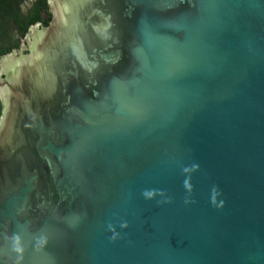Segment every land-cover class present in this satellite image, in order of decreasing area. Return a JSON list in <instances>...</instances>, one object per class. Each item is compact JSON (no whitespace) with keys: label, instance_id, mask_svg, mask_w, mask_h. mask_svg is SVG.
<instances>
[{"label":"water","instance_id":"1","mask_svg":"<svg viewBox=\"0 0 264 264\" xmlns=\"http://www.w3.org/2000/svg\"><path fill=\"white\" fill-rule=\"evenodd\" d=\"M49 3L0 81V264H264V0Z\"/></svg>","mask_w":264,"mask_h":264},{"label":"trees","instance_id":"2","mask_svg":"<svg viewBox=\"0 0 264 264\" xmlns=\"http://www.w3.org/2000/svg\"><path fill=\"white\" fill-rule=\"evenodd\" d=\"M16 3L14 0H0V57L10 52L13 49L19 48V40L11 37L8 33L7 28H1L6 24V11L11 7L14 13L13 21L18 24L19 35H24L27 33L29 26L34 24L38 20H42L41 9L47 6V0H37L34 2L32 8L28 11L26 16L19 15ZM50 18L44 20L45 24L49 22ZM24 24V26H23ZM2 113V103L0 100V116Z\"/></svg>","mask_w":264,"mask_h":264},{"label":"flooded vegetation","instance_id":"3","mask_svg":"<svg viewBox=\"0 0 264 264\" xmlns=\"http://www.w3.org/2000/svg\"><path fill=\"white\" fill-rule=\"evenodd\" d=\"M16 1H18V3H16V6H17V10H18V12H19V15H21V16H26L27 15V13H28V11L32 8V6H33V4H34V2H36L37 0H33L31 3H30V6L28 7V8H26V10H23L22 8L25 6V5H27L26 4V2H27V0H14V2H16ZM50 3H49V0H47V6H46V8L45 7H42V9H41V14H42V20H38L37 22H35L34 24H31L30 26H29V29H28V31H27V33H25L24 35H19V30L17 29V28H21V27H19L18 26V24H16L14 21H13V16H14V13L12 12V9H11V7L6 11V13H5V16H6V24L3 26V27H1V28H7L8 29V33L11 35V37H13V38H15V39H18L19 40V48H20V39L21 38H24L28 33H29V31L31 30V28H33V26H38V28H39V30H41L43 27H45V26H47L50 22H51V20H52V13H51V9L52 8H50ZM46 18H50L49 19V22L47 23V24H45V22H44V20L46 19ZM23 26H24V24H23ZM19 48H17V49H19ZM17 49H13V50H11L10 52H8V53H11L12 51H15V50H17ZM24 52H26V51H24ZM8 53H6V54H8ZM2 56H4V55H2ZM1 56V57H2ZM3 77V76H2ZM0 100H1V98H0ZM2 101V100H1Z\"/></svg>","mask_w":264,"mask_h":264},{"label":"rangeland","instance_id":"4","mask_svg":"<svg viewBox=\"0 0 264 264\" xmlns=\"http://www.w3.org/2000/svg\"><path fill=\"white\" fill-rule=\"evenodd\" d=\"M33 0H27L26 4L22 9L26 10L30 6V3ZM51 2V0H49ZM40 35V30L38 26H33L29 33L20 39V48L12 51L11 53L5 54L4 56L0 57V81L2 80V76L8 72V70L13 69L14 66L17 64L19 58L25 54L28 50L32 49L36 38ZM26 51V52H24ZM3 87L0 88V98H4L3 96ZM4 101V99H3Z\"/></svg>","mask_w":264,"mask_h":264},{"label":"bare ground","instance_id":"5","mask_svg":"<svg viewBox=\"0 0 264 264\" xmlns=\"http://www.w3.org/2000/svg\"><path fill=\"white\" fill-rule=\"evenodd\" d=\"M4 96V95H3Z\"/></svg>","mask_w":264,"mask_h":264}]
</instances>
